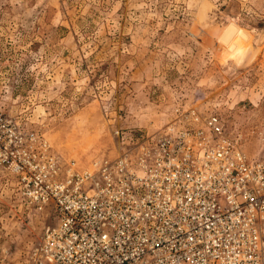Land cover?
<instances>
[{"label": "rangeland", "instance_id": "obj_1", "mask_svg": "<svg viewBox=\"0 0 264 264\" xmlns=\"http://www.w3.org/2000/svg\"><path fill=\"white\" fill-rule=\"evenodd\" d=\"M188 109L219 115L264 157V0H0L7 128L77 169L116 156L118 131L153 133ZM15 180L0 168V250L22 253L50 210L27 208Z\"/></svg>", "mask_w": 264, "mask_h": 264}, {"label": "built area", "instance_id": "obj_2", "mask_svg": "<svg viewBox=\"0 0 264 264\" xmlns=\"http://www.w3.org/2000/svg\"><path fill=\"white\" fill-rule=\"evenodd\" d=\"M11 122L0 112L15 138L0 142V168L50 215L0 264H264V157L249 158L219 115L188 109L153 133L118 131L117 155L85 169Z\"/></svg>", "mask_w": 264, "mask_h": 264}]
</instances>
